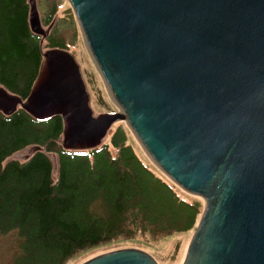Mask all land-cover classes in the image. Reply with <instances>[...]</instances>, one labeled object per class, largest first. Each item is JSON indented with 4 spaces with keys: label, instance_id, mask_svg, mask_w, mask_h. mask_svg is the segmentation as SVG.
<instances>
[{
    "label": "water",
    "instance_id": "95a60500",
    "mask_svg": "<svg viewBox=\"0 0 264 264\" xmlns=\"http://www.w3.org/2000/svg\"><path fill=\"white\" fill-rule=\"evenodd\" d=\"M68 2L119 113L94 117L74 58L51 49L25 101L0 87V114L60 119L65 151L96 149L125 121L158 170L205 201L183 264H264V0ZM83 264L157 263L128 249Z\"/></svg>",
    "mask_w": 264,
    "mask_h": 264
},
{
    "label": "trees",
    "instance_id": "16d2710c",
    "mask_svg": "<svg viewBox=\"0 0 264 264\" xmlns=\"http://www.w3.org/2000/svg\"><path fill=\"white\" fill-rule=\"evenodd\" d=\"M28 18V0H0V87L22 101L36 81L43 54ZM54 48L64 49L58 43ZM61 141L60 119L38 123L20 109L10 117L0 114V231L18 228L25 239V256L16 264H65L124 235L127 227L153 236L194 228L197 206L183 201L169 179L144 167L115 135L110 146L118 150L116 159L110 158L108 145L65 151ZM28 147L56 156L55 177L41 151L23 163L3 165ZM98 194L108 219L85 213Z\"/></svg>",
    "mask_w": 264,
    "mask_h": 264
},
{
    "label": "rangeland",
    "instance_id": "374dc122",
    "mask_svg": "<svg viewBox=\"0 0 264 264\" xmlns=\"http://www.w3.org/2000/svg\"><path fill=\"white\" fill-rule=\"evenodd\" d=\"M34 1L40 26L47 35V38H45L40 45L42 53L51 50L50 47L53 43L63 45L64 49H54L64 50L74 58L89 97V107L92 111V115L96 117L102 114L119 113V109L111 97L110 91L89 53L68 0ZM118 130L120 132H117ZM114 135L116 141L124 142L125 147L131 150L136 156L135 158H137L144 167L148 168L157 176L158 174L161 175L158 168L149 159L125 121L113 125L102 142L103 145H108L111 159H116L118 157V150L110 146V140ZM38 151L44 153L43 150L36 149L35 147L25 148L7 159L3 165H6L10 161L23 163ZM44 154L51 162L53 177H55L58 170L57 158L50 153ZM145 180L148 181L147 178H145ZM175 192L183 201L188 204H194L198 208L195 225L191 231L182 234H172L170 236H165L163 234L153 236L148 232L144 233L141 230L134 231L133 228L131 230V228L127 227L124 235H120L114 240H110L80 253L65 264H83L95 257L114 251L128 249L142 251L152 257L157 264H183L188 246L195 234L206 205L202 198L189 195L178 187H175ZM85 210L86 214L94 215L97 218L108 219L109 217L108 208L102 194L96 195L94 200L89 202L85 207ZM24 244L25 239L20 234L18 228L0 231V264H16V262L18 263L19 260H22L25 256Z\"/></svg>",
    "mask_w": 264,
    "mask_h": 264
},
{
    "label": "bare ground",
    "instance_id": "6f19581e",
    "mask_svg": "<svg viewBox=\"0 0 264 264\" xmlns=\"http://www.w3.org/2000/svg\"><path fill=\"white\" fill-rule=\"evenodd\" d=\"M36 148V147H35ZM37 149V148H36ZM13 156V155H12Z\"/></svg>",
    "mask_w": 264,
    "mask_h": 264
}]
</instances>
